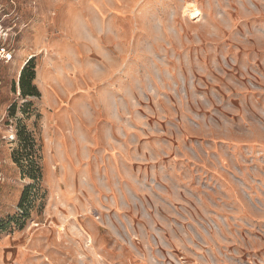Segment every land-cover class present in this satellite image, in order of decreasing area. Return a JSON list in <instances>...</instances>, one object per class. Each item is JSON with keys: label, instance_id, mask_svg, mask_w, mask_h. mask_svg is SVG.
I'll return each instance as SVG.
<instances>
[{"label": "rangeland", "instance_id": "obj_1", "mask_svg": "<svg viewBox=\"0 0 264 264\" xmlns=\"http://www.w3.org/2000/svg\"><path fill=\"white\" fill-rule=\"evenodd\" d=\"M0 22V264H264V0H0Z\"/></svg>", "mask_w": 264, "mask_h": 264}, {"label": "trees", "instance_id": "obj_2", "mask_svg": "<svg viewBox=\"0 0 264 264\" xmlns=\"http://www.w3.org/2000/svg\"><path fill=\"white\" fill-rule=\"evenodd\" d=\"M30 62H31V60L26 61L25 65L23 66V68L21 69L20 74H19L18 84H19V89H20V95L22 97L38 95L36 87L31 84V80H32V78H34L33 77L34 72H33V70H30ZM16 134L18 135V139L21 142V145L23 146L25 152H27V150H29L30 151L29 155L31 156V152H32L31 151V138H29V136L22 138L19 130L17 131ZM25 143H27V144L24 147ZM27 155L28 154H26V156ZM12 157H13L15 163H17L19 166H22L21 165L22 158H17L15 153L12 154ZM30 163L33 164L32 160H30ZM30 167H33V165H30ZM28 173H29L28 174L29 178H31L32 180L36 179V176H35V174H33L32 171H29ZM30 188H31V184L27 185L23 190V195H22L21 200L19 202V205L22 206V209L24 208L23 203H24V200L26 199L25 194L30 190Z\"/></svg>", "mask_w": 264, "mask_h": 264}, {"label": "built area", "instance_id": "obj_3", "mask_svg": "<svg viewBox=\"0 0 264 264\" xmlns=\"http://www.w3.org/2000/svg\"><path fill=\"white\" fill-rule=\"evenodd\" d=\"M7 31L8 28L0 22V63H8L9 61L13 60L12 52L2 45V42L7 38ZM15 84H16L15 94L16 96H19L20 89H19L18 80L16 81ZM3 118L4 115L0 113V125L3 121Z\"/></svg>", "mask_w": 264, "mask_h": 264}, {"label": "bare ground", "instance_id": "obj_4", "mask_svg": "<svg viewBox=\"0 0 264 264\" xmlns=\"http://www.w3.org/2000/svg\"><path fill=\"white\" fill-rule=\"evenodd\" d=\"M189 11L192 12V13H193V12H196V13H197V10H194V9H189ZM190 14H191V13H190ZM193 14H194V13H193ZM29 56L31 57L32 55L30 54ZM29 56H28V57H29ZM24 63H25V61L22 62V64L20 65V69H21V67H22V65H23Z\"/></svg>", "mask_w": 264, "mask_h": 264}]
</instances>
